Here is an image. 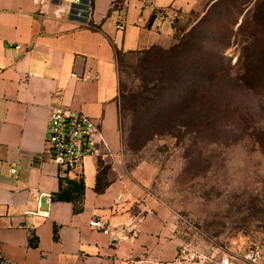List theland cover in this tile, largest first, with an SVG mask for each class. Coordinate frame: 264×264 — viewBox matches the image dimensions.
Listing matches in <instances>:
<instances>
[{"label":"crops","instance_id":"1","mask_svg":"<svg viewBox=\"0 0 264 264\" xmlns=\"http://www.w3.org/2000/svg\"><path fill=\"white\" fill-rule=\"evenodd\" d=\"M0 0V243L6 264H199L181 256L182 241L171 213L145 194L122 156L117 56L150 45L153 31H168L171 12L187 0H92V25L67 15L68 4ZM156 19L149 29V21ZM119 18L126 31L116 29ZM172 30V29H171ZM21 47V49H18ZM94 78L84 83L72 77ZM69 108L97 121L109 153L88 158L62 175L45 156L52 108ZM12 169L17 176L11 175ZM104 191H99L98 177ZM84 177V209L55 201L60 178ZM33 191L52 196L38 198ZM118 198H122L118 202ZM143 218L131 239L105 235L89 224L101 220L123 229ZM202 264H217L207 260Z\"/></svg>","mask_w":264,"mask_h":264},{"label":"rangeland","instance_id":"2","mask_svg":"<svg viewBox=\"0 0 264 264\" xmlns=\"http://www.w3.org/2000/svg\"><path fill=\"white\" fill-rule=\"evenodd\" d=\"M185 8L117 57L124 164L184 248L264 251V0Z\"/></svg>","mask_w":264,"mask_h":264},{"label":"built area","instance_id":"3","mask_svg":"<svg viewBox=\"0 0 264 264\" xmlns=\"http://www.w3.org/2000/svg\"><path fill=\"white\" fill-rule=\"evenodd\" d=\"M61 1L63 0H42L44 4L49 2L60 3ZM148 1V6L153 7L154 0ZM67 15L70 20L82 26L91 27L92 0L71 1L67 7ZM127 27V20L125 18H119L116 29L124 32ZM18 49H21V47ZM72 77L84 83L93 82L98 79L97 76L89 78L85 76L80 77L77 74H73ZM105 152L109 153V146L106 143L103 129L97 121L69 108L55 107L51 109L46 128L45 156L48 162L57 166L62 175H66L73 170L81 169L85 160L88 158H103ZM10 173L13 176H17L18 172L16 169H12ZM33 193L38 198V211L32 215L45 218L47 214L42 211V199L46 198L51 203L52 196L37 191H33ZM121 199L118 198V202ZM142 222L143 218H137L131 220L123 229H113L109 224L94 219L90 222L89 226L94 231L114 236L115 238H124L129 233L131 234V239H134L139 235L138 227ZM238 249L241 251V248ZM212 251V259H207L195 251H190L182 247L181 256L185 261L202 264L207 260L215 261L217 253L219 254L220 251L217 249H212ZM263 261L264 251L259 246L254 245L252 248L246 250L242 256L236 253H224L216 262L217 264H262ZM0 264H6L2 254L1 243Z\"/></svg>","mask_w":264,"mask_h":264},{"label":"trees","instance_id":"4","mask_svg":"<svg viewBox=\"0 0 264 264\" xmlns=\"http://www.w3.org/2000/svg\"><path fill=\"white\" fill-rule=\"evenodd\" d=\"M155 19H156V16L153 15L149 21V26H148L149 29L152 27ZM125 54L127 53L119 52L117 57L119 58L120 56L125 55ZM196 65L202 67L203 66L202 60L200 62H196ZM120 96H121V89L119 85V98ZM237 117L238 119L240 118V116H237ZM244 126H246L245 122H241L240 127H244ZM97 185H98L99 191L101 192L106 189V185L104 186L101 183L100 176L98 177ZM85 191H86V185H85L84 177H80L76 181L62 177L59 180V191L57 194H55L53 199L59 202L66 201V202L72 203L74 205L75 214H79L84 209Z\"/></svg>","mask_w":264,"mask_h":264}]
</instances>
